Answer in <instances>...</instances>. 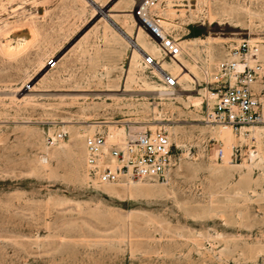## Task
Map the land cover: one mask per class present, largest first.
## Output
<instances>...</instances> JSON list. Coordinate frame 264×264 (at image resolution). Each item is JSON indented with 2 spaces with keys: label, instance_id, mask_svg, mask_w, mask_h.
<instances>
[{
  "label": "rangeland",
  "instance_id": "374dc122",
  "mask_svg": "<svg viewBox=\"0 0 264 264\" xmlns=\"http://www.w3.org/2000/svg\"><path fill=\"white\" fill-rule=\"evenodd\" d=\"M136 1L0 0V264H264V141L206 121L228 49L264 53V0H159L172 60ZM157 129L166 181L87 180L85 137Z\"/></svg>",
  "mask_w": 264,
  "mask_h": 264
},
{
  "label": "built area",
  "instance_id": "2783aa9c",
  "mask_svg": "<svg viewBox=\"0 0 264 264\" xmlns=\"http://www.w3.org/2000/svg\"><path fill=\"white\" fill-rule=\"evenodd\" d=\"M159 0H137L131 16L158 42L165 57L176 59L181 55L180 46L159 31L156 8ZM153 63L151 57L145 59ZM215 85L208 92L206 121L223 126L234 135L264 141V105L255 85L264 78V53L259 43L246 40L231 46L226 59L216 66ZM171 82L168 79V84ZM209 100H212L210 105ZM65 137L56 133L46 144L54 146ZM83 172L90 183L115 185L141 181H166L172 164V144L161 129L117 137L108 141L105 136L94 134L84 138Z\"/></svg>",
  "mask_w": 264,
  "mask_h": 264
},
{
  "label": "bare ground",
  "instance_id": "6f19581e",
  "mask_svg": "<svg viewBox=\"0 0 264 264\" xmlns=\"http://www.w3.org/2000/svg\"><path fill=\"white\" fill-rule=\"evenodd\" d=\"M131 12V11H130ZM130 16H131V13H130ZM131 18H132V16H131ZM133 20H135L134 18H132ZM136 21V20H135ZM160 23V21L158 22V24ZM159 31H161V28H160V26H159ZM160 47V46H159ZM161 50V49H160ZM180 56V55H179ZM179 56H177V57H179ZM176 57V58H177ZM152 59V61H153V64H155V60L153 59V58H151ZM175 59V58H174ZM172 60V59H171ZM157 71V70H156ZM160 71H161V69H160ZM159 73V72H158ZM186 74H184V76H185ZM159 76H161V78L166 82L167 81V79H165L164 77H163V75H159ZM188 76V75H187ZM189 77V79L192 81V79L190 78V76H188ZM173 80H175V78H172L171 79V81H172V84H174V85H177V83H175V82H173ZM170 83V82H169ZM168 83V84H169ZM226 129H228V128H222L219 132H220V134L221 135H223V136H225V137H227V138H230V133H229V131H230V129H228V130H226ZM231 132V131H230ZM122 134H121V132H114V133H112V134H108L107 135V140L108 141H112V140H114L115 138H117V137H119V136H121ZM131 183H134V182H131Z\"/></svg>",
  "mask_w": 264,
  "mask_h": 264
}]
</instances>
